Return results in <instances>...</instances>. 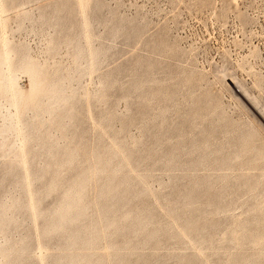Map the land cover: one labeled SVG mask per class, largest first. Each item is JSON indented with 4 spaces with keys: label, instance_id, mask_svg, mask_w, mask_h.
I'll use <instances>...</instances> for the list:
<instances>
[{
    "label": "rangeland",
    "instance_id": "obj_1",
    "mask_svg": "<svg viewBox=\"0 0 264 264\" xmlns=\"http://www.w3.org/2000/svg\"><path fill=\"white\" fill-rule=\"evenodd\" d=\"M0 214V264H264V0H0Z\"/></svg>",
    "mask_w": 264,
    "mask_h": 264
},
{
    "label": "bare ground",
    "instance_id": "obj_2",
    "mask_svg": "<svg viewBox=\"0 0 264 264\" xmlns=\"http://www.w3.org/2000/svg\"><path fill=\"white\" fill-rule=\"evenodd\" d=\"M7 54H8V53H7ZM6 57H8V56H6ZM7 59H8V58H7ZM32 80L35 81L36 79H32ZM35 82H36V81H35ZM11 84H12V83H11ZM32 84H33V83H32ZM12 85H13V84H12ZM12 85H11V87H12ZM33 85H34V84H33ZM13 87H15V84L13 85ZM35 94H37V93H35ZM34 98H35V97H34ZM64 98H65V97H64ZM64 98H63V99H64ZM17 113H18V112H17ZM68 114H69V112H68ZM110 159H111V158H110ZM108 161H111V160L108 159ZM102 162H103V161H102ZM105 163H106V165H108L107 163H109V162H107V161L105 162V161H104V164H105ZM99 166H101L100 168L102 169V163H101V162H100V165H99ZM105 167H106V166H105ZM97 170H98V169H97ZM111 174H112V173H111ZM111 174H110V175H111ZM14 177H15V176H14ZM14 177H13V178H14ZM108 177H109V176H108ZM111 177H112V176H111ZM109 178H110V177H109ZM112 178H113V177H112ZM15 179H16V177H15ZM125 181H126V180H125ZM125 183H126V182H125ZM125 183H124V184H125ZM128 185H129V184H128ZM126 186H127V185H126ZM129 187L131 188V186H129ZM129 187H127V188H129ZM105 188H106V187H105ZM116 192H117V191H116ZM126 192H127V191H125V193H126ZM128 192H129V191H128ZM135 192H136V191H135ZM123 193H124V192H123ZM136 193H138V192H136ZM139 193H140V192H139ZM134 194H135V193H133V195H134ZM114 195H117V194L114 193ZM137 195H139V194H136V196H137ZM117 196H118V195H117ZM117 196H115L114 198H116ZM126 196L128 197V194H127ZM102 197H103V196H102ZM119 197H121V196L119 195ZM78 198H79V197H78ZM108 198H110V197H108ZM119 199H120V198H119ZM121 199H122V198H121ZM125 199H126V198H125ZM105 200H107V198H106ZM13 202H16V200L13 201ZM17 202L19 203V201H17ZM113 202H114V201H113ZM122 202H123V201H122ZM18 203H17V206H18ZM119 203H121V202H119ZM104 204H105V203H104ZM108 204H109V202H108ZM110 204H112V202H111ZM5 205H6V204H5ZM5 205H3V207H5ZM15 205H16V204H15ZM15 205H12V206H15ZM109 206H111V205H109ZM116 206H117V205H116ZM66 207H67V206H66ZM100 208H102V207H100ZM117 208H118V207H117ZM59 209H60V208H59ZM55 210H56V209H55ZM55 210H52V211H55ZM59 211H60V210H58V213H60ZM100 211H102V209H101ZM84 212H85V211H84ZM129 212H132V211H129ZM2 213H3V211H2ZM52 213H54V215L57 214L56 211H55V212H52ZM55 213H56V214H55ZM103 213H104V212H103ZM85 214H86V213H85ZM0 215H1V214H0ZM51 215H52V214H51ZM58 215L60 216V214H58ZM58 215H57V216H58ZM77 215H78V214H77ZM103 215H104V214H103ZM78 216H80V215H78ZM84 216H85V215H84ZM88 216H89V215H88ZM97 216H98V215H97ZM55 217H56V216H55ZM89 217H90V216H89ZM89 217H88V218H89ZM93 217H94V216H93ZM93 217H91V218H93ZM103 217H104V216H103ZM2 218H4L3 214H2V217H0V219H2ZM59 218H60V217H59ZM59 218H58V219H59ZM61 218L63 219V217H61ZM61 218H60L59 220L57 219V220L54 221V222L56 223L57 221L62 220ZM79 218H80V217H79ZM86 218H87V216H86ZM91 218H90V219H91ZM96 218H97V217H96ZM55 219H56V218H55ZM93 219H95V217H94ZM136 219H137V218H136ZM6 220H7V219H6ZM53 220H54V219H53ZM53 220H51V222H52ZM71 220H73V219L71 218ZM85 220H86V219H84V221H85ZM139 220H140V219H139ZM139 220H136V221H139ZM67 221H68V220H67ZM84 221H81V222H83V223L85 224ZM88 221H90V220H88ZM91 221H92V219H91ZM98 221H99V220H98ZM134 221H135V220H134ZM0 222H2V221H0ZM6 222H7V221H5L4 224H6ZM61 222H63V221H61ZM64 223H65V222H63V224H64ZM104 223H105V222H104ZM130 223H131V222H130ZM138 223H140V222H138ZM138 223H135V224H133V225H137ZM1 224H3V223H1ZM50 224H51V223H50ZM56 224H57V225H62L61 223L59 224V222H57ZM56 224H55L54 226H56ZM123 224H124V223H123ZM66 225H67V224H66ZM78 225H79V224H78ZM133 225H131V226H133ZM1 226H3V225H1ZM45 226L47 227V224H46ZM62 226H64V225H62ZM75 226H76V225H75ZM75 226H74V227H75ZM4 227L6 228V225H5ZM46 227H45V228H46ZM50 227L52 228L51 225H50ZM57 227H60V226H57ZM57 227H53V229H54V228L57 229ZM78 227H79V226H78ZM82 227H83V225H82ZM80 228H81V227H80ZM80 228H79V229H80ZM89 228H90V227H89ZM0 229H1V227H0ZM2 229H4V228H2ZM53 229H52V230H53ZM76 229H78V228L76 227ZM84 229H85V228H83V230H84ZM45 230H47V229H45ZM47 231H48V230H47ZM65 231L67 232L66 229H65ZM68 231H69V230H68ZM79 231H80V230H79ZM79 231H78V232H79ZM81 231H82V230H81ZM81 231H80V232H81ZM85 231H86V230H85ZM152 231H153V230H152ZM152 231H151V232H152ZM55 232H56V230H55ZM73 232H74V231H73ZM78 232H77V233H78ZM80 232H79V233H80ZM156 232H158V231H156ZM48 233H49L48 236L51 237L52 235L50 234L49 231L47 232V234H48ZM56 233H57V232H56ZM56 233H54V234H56ZM82 233H83V231H82ZM86 233H87V232H86ZM86 233H84V235H85ZM88 233H89V232H88ZM88 233H87V234H88ZM147 233L150 234L149 232H147ZM42 234H43V233H42ZM44 234H45V233H44ZM47 234H45V235H47ZM54 234H53V235H54ZM70 234H71V232H70ZM70 234H69V235H70ZM74 234H75V233H74ZM80 234H81V233H80ZM153 234H154V233H153ZM62 235H63V234H62ZM62 235H61V236H62ZM64 235H66V234H64ZM155 235H156V234H155ZM42 236H43V235H42ZM54 236H55V235H54ZM74 236H75V235H74ZM76 236H78V234H77ZM149 236H150V235H149ZM151 236H152V234H151ZM151 236H150V237H151ZM52 237H53V236H52ZM56 237H57V236H56ZM64 237H65V236H64ZM66 237H67V240H68L69 237H68V236H66ZM81 237H82V235L80 236V238H81ZM152 237H153V236H152ZM46 238H47V237L45 236V239H46ZM74 238H75V240H77V238H79V237H77V238H76V237H73V240H74ZM82 238H83V237H82ZM60 240H61V238H60ZM63 240H64V238H63ZM63 240H61L60 242L58 241V242H59V243H62V245L60 244L61 246H64V247L67 246V247H68V241H69V240L66 242L67 244H65V243H64L65 240H64V242H63ZM70 240H72V237L70 238ZM73 240H72V241H73ZM24 241H25V240H24ZM27 241H28V240H27ZM27 241H25V244H26ZM75 242H76V241H75ZM75 242H72V244L69 243V244H71L70 246H72L73 243H75ZM77 242H78V241H77ZM23 243H24V242H23ZM63 244H65V245H63ZM78 244H79V243H78ZM26 245H29V243H27ZM74 245H76V244H74ZM74 245H73V246H74ZM61 246L58 245V248L60 249ZM73 246H72V247H73ZM21 247H23V246L21 245ZM24 247L26 248V247H28V246H24ZM67 247H66V248H67ZM25 248H24V249L21 248V249H22V250H26L27 248H26V249H25ZM62 248H63V247H62ZM62 248H61V249H62ZM73 248H74V247H73ZM64 249H65V248H64ZM67 249H68V248H67ZM67 249H65V251H66ZM74 249H75V248H74ZM26 251H28V249H27ZM60 251H61V250H60ZM60 251L58 252V257H57V256L55 257V256L53 255V257H55V258H53L54 260H56V259H60V255H59V254H62V255H63V253H64L63 251H64V250L62 251V253H61ZM68 251H69V250H68ZM19 252H20V251H19ZM21 252H23V251H21ZM24 252H25V251H24ZM17 253H18V252H17ZM15 254H16V253H15ZM26 254H27V253H23V254L21 253V255H26ZM67 254H68V252H67ZM67 254H64V255H67ZM69 254H70V255H71V254H74V255H75L76 253H75V251L73 250V253H71V251H70ZM69 254H68V255H69ZM18 255H20V254H18ZM56 255H57V254H56ZM64 255H63V256H64ZM74 255H73V256H74ZM76 255H77V254H76ZM11 256H12V254H11ZM26 256H27V255H26ZM26 256H25V257H26ZM78 256H79V255H78ZM17 257H18V258H21V257H19V256H17ZM48 257H50V255H49ZM51 257H52V255H51ZM51 257H50V260L52 259ZM69 257H72V255L69 256ZM74 257H75V256H74ZM74 257H72V258H74ZM22 258H23V257H22ZM22 258H21V259H22ZM10 259H11V257H10ZM14 259H17L16 256L14 257ZM14 259H13V260H14ZM24 259H25V258H24ZM61 259H62V258H61ZM70 259H71V258H70ZM74 259L77 260V258H74ZM11 260H12V259H11ZM11 260H9V261H10V262H14V261H11ZM17 260H18V259H17ZM19 260H20V259H19ZM22 260H23V259H22ZM22 260H21V261H22ZM75 260H74V261H75ZM52 261H53V260H52ZM52 261H51V263L53 264L54 262H52ZM56 261H57V260H56ZM66 261H68L67 258H66L65 262H66ZM98 261H99V260H98ZM17 262H19V261H17ZM57 262H58V261H57ZM68 262H69V261H68ZM71 262H72V261H71ZM75 262H76V261H75ZM100 263L102 264V262H100ZM100 263H99V264H100ZM12 264H14V263H12ZM15 264H16V262H15ZM49 264H50V262H49ZM55 264H56V262H55ZM57 264H59V262H58ZM60 264H61V261H60ZM64 264H65V263H64ZM67 264H68V263H67ZM71 264H72V263H71Z\"/></svg>",
    "mask_w": 264,
    "mask_h": 264
}]
</instances>
